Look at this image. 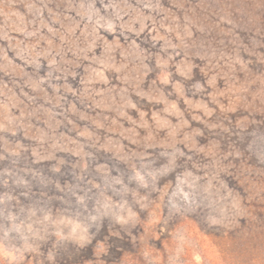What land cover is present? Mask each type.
<instances>
[{
  "label": "clouds",
  "instance_id": "obj_1",
  "mask_svg": "<svg viewBox=\"0 0 264 264\" xmlns=\"http://www.w3.org/2000/svg\"><path fill=\"white\" fill-rule=\"evenodd\" d=\"M0 264H264V0H0Z\"/></svg>",
  "mask_w": 264,
  "mask_h": 264
}]
</instances>
